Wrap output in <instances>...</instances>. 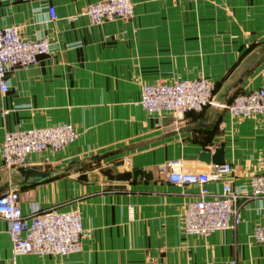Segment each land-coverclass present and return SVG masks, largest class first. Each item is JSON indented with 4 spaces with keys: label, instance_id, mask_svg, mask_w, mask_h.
<instances>
[{
    "label": "crops",
    "instance_id": "obj_1",
    "mask_svg": "<svg viewBox=\"0 0 264 264\" xmlns=\"http://www.w3.org/2000/svg\"><path fill=\"white\" fill-rule=\"evenodd\" d=\"M90 1L0 0V26L16 24L49 46L28 65L6 66L0 141L5 130L62 121L77 132L59 149L30 153L23 166L48 176L20 183L17 166L4 168L0 155V192L17 189L23 212L76 209L82 223L78 251L13 254L0 219V264H264V240L254 236L264 196H244L250 176L264 169V113L234 119L221 106L264 88V0H131L130 18L95 24L78 14ZM198 75L214 84L212 103L198 111L155 115L137 104L143 83ZM216 146L232 167L240 221L184 233L181 213L196 185L169 181L162 165L207 169L212 163L198 153ZM105 167L142 168L150 177L108 179L99 172Z\"/></svg>",
    "mask_w": 264,
    "mask_h": 264
},
{
    "label": "built area",
    "instance_id": "obj_2",
    "mask_svg": "<svg viewBox=\"0 0 264 264\" xmlns=\"http://www.w3.org/2000/svg\"><path fill=\"white\" fill-rule=\"evenodd\" d=\"M47 12L50 19L56 17L52 5L47 7ZM78 14L95 24L114 18L128 19L133 7L131 0H92ZM48 47L46 37H23L16 24L0 26V91L7 89L6 66L28 65L35 61L36 54L46 52ZM213 86V81L203 75L170 81L154 79L141 85L137 104L155 115L198 111L212 103ZM221 106L234 119L262 114L264 88L236 93ZM76 134L69 121L5 130L0 141L1 164L6 169L24 165L30 153L46 148L59 149L72 142ZM162 168L169 181L196 185L195 197L185 203L181 213L180 227L184 233L203 235L240 221L236 203L239 193L230 184L228 174L232 167L229 162L212 163L204 170H183L179 163L167 161ZM209 180H218L219 188L210 189L206 185ZM249 186V192L244 194L246 198L264 196V169L250 176ZM18 199L19 192L15 188L0 192V219L6 222L13 254H65L80 249L82 223L78 210L50 205L35 206L23 212ZM254 236L264 240V224L256 227Z\"/></svg>",
    "mask_w": 264,
    "mask_h": 264
},
{
    "label": "water",
    "instance_id": "obj_3",
    "mask_svg": "<svg viewBox=\"0 0 264 264\" xmlns=\"http://www.w3.org/2000/svg\"><path fill=\"white\" fill-rule=\"evenodd\" d=\"M223 148L222 146H216L212 150V152L209 151H199L198 158L200 160H203L204 162L208 163H222L223 162ZM16 169L19 171V173L23 176V179L21 181H18L20 183H23L26 181L28 176H35L36 174H40L43 176H48L47 172H36L32 167H27L23 165H19L16 167ZM99 172L102 173L106 178L108 179H116V180H126L129 178H145L147 179L150 177V171L142 169V168H133L130 170H122V171H116L112 172L110 167L100 168ZM87 175L86 173H80L77 175V178H83L86 179Z\"/></svg>",
    "mask_w": 264,
    "mask_h": 264
}]
</instances>
